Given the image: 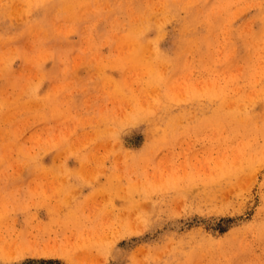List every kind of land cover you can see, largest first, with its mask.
Listing matches in <instances>:
<instances>
[{"label":"rangeland","instance_id":"rangeland-1","mask_svg":"<svg viewBox=\"0 0 264 264\" xmlns=\"http://www.w3.org/2000/svg\"><path fill=\"white\" fill-rule=\"evenodd\" d=\"M0 264H264V0H0Z\"/></svg>","mask_w":264,"mask_h":264},{"label":"bare ground","instance_id":"bare-ground-1","mask_svg":"<svg viewBox=\"0 0 264 264\" xmlns=\"http://www.w3.org/2000/svg\"><path fill=\"white\" fill-rule=\"evenodd\" d=\"M49 250L46 251L48 254L51 253L52 255H56L58 253H56V250L55 249H52V248H48Z\"/></svg>","mask_w":264,"mask_h":264}]
</instances>
